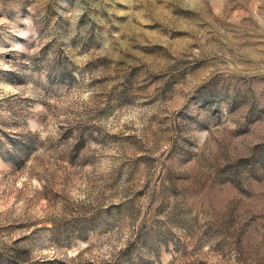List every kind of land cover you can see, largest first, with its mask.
<instances>
[{
  "label": "rangeland",
  "instance_id": "374dc122",
  "mask_svg": "<svg viewBox=\"0 0 264 264\" xmlns=\"http://www.w3.org/2000/svg\"><path fill=\"white\" fill-rule=\"evenodd\" d=\"M0 264H264V0H0Z\"/></svg>",
  "mask_w": 264,
  "mask_h": 264
}]
</instances>
